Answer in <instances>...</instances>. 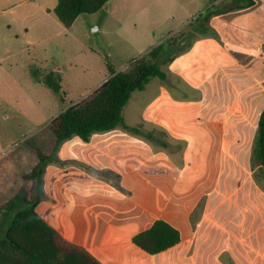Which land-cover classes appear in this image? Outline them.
<instances>
[{"label":"rangeland","instance_id":"rangeland-1","mask_svg":"<svg viewBox=\"0 0 264 264\" xmlns=\"http://www.w3.org/2000/svg\"><path fill=\"white\" fill-rule=\"evenodd\" d=\"M254 1L251 7L236 8L234 0H109L66 28L53 12L58 0H0V28L13 18L6 26L28 29L30 41L25 53L15 51L0 61V205L5 196L30 185L24 176L32 165L31 136L52 135L50 121L108 80L109 64L124 70L152 47L178 37L182 51L163 65L170 75L164 84L174 87L170 117L157 119L161 108L149 107L163 83L158 78L133 94L123 117L150 133L156 121L191 124L174 126L173 132H183L185 138L164 136L166 142L158 144L170 150L179 167L187 156L185 165L193 167V158L211 140L205 164L214 174L202 177L208 182L193 220L200 222L193 243L197 256L187 261L264 264V174L255 157L264 108V0ZM8 8L12 11L1 13ZM208 9L220 14L209 18L203 32ZM174 68L179 75L172 74ZM55 71L61 79L59 93L38 82Z\"/></svg>","mask_w":264,"mask_h":264},{"label":"crops","instance_id":"crops-1","mask_svg":"<svg viewBox=\"0 0 264 264\" xmlns=\"http://www.w3.org/2000/svg\"><path fill=\"white\" fill-rule=\"evenodd\" d=\"M8 11L11 12V8L1 13ZM12 22L13 18L5 19L4 27L0 28V61L11 59L15 51L25 53L29 49L28 29L12 31L6 26ZM175 69L172 74L179 75L180 71ZM59 71L55 72L59 74ZM169 80L167 73V79L161 80L163 83L159 85L156 101L149 104L150 109L155 104L161 108L156 111L157 119L163 114L170 117L168 108L175 103L171 92L174 87L164 84ZM126 124L140 129V133L116 128L95 133L88 142L79 137L62 142L45 167L41 184L44 196L37 205V212L64 239L85 248L102 264H176L171 260L173 257L180 259L179 264L181 261L191 264L187 260L197 256L193 243L200 225L198 219L195 223L193 220L197 218L202 196L207 193L202 190L208 179L202 181V177L214 174L205 164L210 161L211 140L204 142L203 154L193 158V167L185 165L190 161L188 156L179 167L169 154L170 150L164 151L158 144L166 142L164 136L185 138L183 132L173 131L175 127L186 128L191 124L187 121L174 123L171 120L165 124L156 121L151 133ZM31 138L41 145L53 141V135L49 134L39 139ZM251 206L256 207V200ZM157 220L177 228L181 241L152 255L136 246L133 238L151 228Z\"/></svg>","mask_w":264,"mask_h":264},{"label":"trees","instance_id":"trees-1","mask_svg":"<svg viewBox=\"0 0 264 264\" xmlns=\"http://www.w3.org/2000/svg\"><path fill=\"white\" fill-rule=\"evenodd\" d=\"M108 2L58 0L53 12L59 22L69 28L79 16L94 14ZM234 2L236 8L255 4L254 0ZM218 14L220 12L208 9L204 15L205 24L200 30L207 32L209 18ZM202 17L200 15L195 21ZM180 51L179 38H168L134 59L124 70L117 71L109 66L111 77L107 81L50 121L48 128L53 135L52 143L41 145L36 140L28 143L33 163L24 178L30 185L20 187L0 205V264H102L85 248L64 239L37 212V205L44 196L41 184L45 167L59 145L73 137L88 142L95 133L119 127L140 133V129L126 124L123 110L133 93L143 91L152 79H167L163 65L173 62ZM40 82L55 93L61 91L58 72H50L41 77ZM255 157L264 174V108L258 119ZM180 241V231L164 220H157L151 228L133 238L136 246L152 255L164 252Z\"/></svg>","mask_w":264,"mask_h":264}]
</instances>
